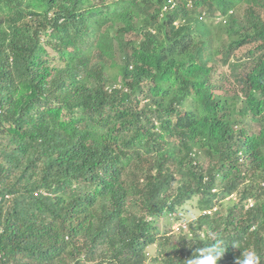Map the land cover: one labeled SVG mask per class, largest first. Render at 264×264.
<instances>
[{
	"label": "trees",
	"instance_id": "1",
	"mask_svg": "<svg viewBox=\"0 0 264 264\" xmlns=\"http://www.w3.org/2000/svg\"><path fill=\"white\" fill-rule=\"evenodd\" d=\"M217 240L264 264V0H0V264Z\"/></svg>",
	"mask_w": 264,
	"mask_h": 264
},
{
	"label": "clouds",
	"instance_id": "2",
	"mask_svg": "<svg viewBox=\"0 0 264 264\" xmlns=\"http://www.w3.org/2000/svg\"><path fill=\"white\" fill-rule=\"evenodd\" d=\"M231 199L236 201V195H232ZM252 203L253 202L250 201V206ZM197 251L198 254L196 256H191L188 259V264H217L218 260L223 256L225 249L222 241L217 240L216 243L211 246ZM259 259L255 251L250 250L243 255V259L238 258V264H259Z\"/></svg>",
	"mask_w": 264,
	"mask_h": 264
},
{
	"label": "rangeland",
	"instance_id": "3",
	"mask_svg": "<svg viewBox=\"0 0 264 264\" xmlns=\"http://www.w3.org/2000/svg\"><path fill=\"white\" fill-rule=\"evenodd\" d=\"M218 20H219V18H216L214 22H218ZM249 47L250 46H246L244 49L246 50ZM219 71L228 72L229 67L226 65H223L219 68ZM229 87H230V90H232V91L235 90L234 84L230 83ZM139 98L142 99L143 95H140ZM236 198H237V195H236ZM196 200L197 199L188 203L186 205L185 209L181 211L183 213V215H182V218L178 222H173L172 219L170 217H166V215L162 216L160 218L159 224L161 225L163 231L166 230L169 232V234H172L173 236H175L180 224H182V223L185 224V221L192 220V219L196 218L198 215H200L201 212L198 209ZM172 242H174V239L172 240ZM150 253H151V255H152V253H154L153 248L150 249ZM145 264H152V263L149 262V263H145Z\"/></svg>",
	"mask_w": 264,
	"mask_h": 264
}]
</instances>
